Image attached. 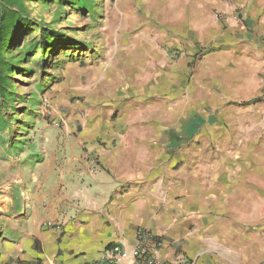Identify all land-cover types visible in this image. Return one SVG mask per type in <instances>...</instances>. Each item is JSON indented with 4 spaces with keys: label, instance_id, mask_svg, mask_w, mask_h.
Returning a JSON list of instances; mask_svg holds the SVG:
<instances>
[{
    "label": "crops",
    "instance_id": "1",
    "mask_svg": "<svg viewBox=\"0 0 264 264\" xmlns=\"http://www.w3.org/2000/svg\"><path fill=\"white\" fill-rule=\"evenodd\" d=\"M189 3L182 57L162 74L142 69L146 92L122 105L117 128L59 146L46 191L0 231V264L97 261L141 228L165 264H264V0ZM235 10L229 35H212L209 13ZM200 35L216 45L202 61Z\"/></svg>",
    "mask_w": 264,
    "mask_h": 264
},
{
    "label": "rangeland",
    "instance_id": "2",
    "mask_svg": "<svg viewBox=\"0 0 264 264\" xmlns=\"http://www.w3.org/2000/svg\"><path fill=\"white\" fill-rule=\"evenodd\" d=\"M87 1L88 8L72 0L26 2L31 22L13 49L41 44L44 33L53 49L29 48L11 59L17 69L9 88L13 102L0 99V231L26 216L29 195L46 191L45 169L56 166L59 146L117 128L122 105L146 92L142 69L155 64L164 73L182 57L185 32L191 34L189 0ZM208 23L212 35L216 29L229 35L230 25ZM201 36L194 49L202 61L216 45ZM191 65L190 78L198 63Z\"/></svg>",
    "mask_w": 264,
    "mask_h": 264
},
{
    "label": "trees",
    "instance_id": "3",
    "mask_svg": "<svg viewBox=\"0 0 264 264\" xmlns=\"http://www.w3.org/2000/svg\"><path fill=\"white\" fill-rule=\"evenodd\" d=\"M29 1L31 0H0V99H2L3 103L13 102L9 88L11 86V74L17 71L11 61V59L16 58L15 54L19 52L25 55L31 52L29 48H32V50L36 48L46 50L47 47H49V50L53 49L51 45V40L53 39L49 33L43 34V40L39 45L26 46L23 51L13 49L17 45V37L20 35L19 31L22 28H27L31 22L26 7V2ZM72 1L77 2L76 4L72 3L73 5L88 8L87 0Z\"/></svg>",
    "mask_w": 264,
    "mask_h": 264
},
{
    "label": "built area",
    "instance_id": "4",
    "mask_svg": "<svg viewBox=\"0 0 264 264\" xmlns=\"http://www.w3.org/2000/svg\"><path fill=\"white\" fill-rule=\"evenodd\" d=\"M241 13L235 10L231 14L222 12L214 13L213 17L221 24L231 25L232 22L240 20ZM178 52L172 56L177 59ZM93 165L97 166L96 159L92 160ZM48 227L60 229L61 226L53 223L47 224ZM162 241L150 229L141 228L137 231L136 241L128 245L116 243L107 248L105 256L97 261L76 264H165L160 261ZM55 264V263H51ZM175 264H192L189 260H181Z\"/></svg>",
    "mask_w": 264,
    "mask_h": 264
}]
</instances>
